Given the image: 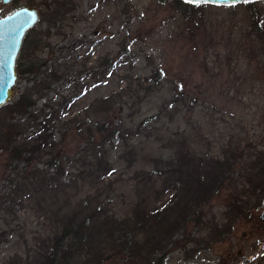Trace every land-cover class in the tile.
Listing matches in <instances>:
<instances>
[{
  "label": "rangeland",
  "instance_id": "374dc122",
  "mask_svg": "<svg viewBox=\"0 0 264 264\" xmlns=\"http://www.w3.org/2000/svg\"><path fill=\"white\" fill-rule=\"evenodd\" d=\"M56 1L14 0L5 6L0 0V17L37 7L42 19L33 30L51 35L52 49L41 53L47 65L39 78L55 70L62 78L41 94L37 108L66 101L62 122L78 119L53 134L52 150L63 158L64 175L87 170L103 134L120 132L108 145L114 169L109 184L104 191L83 188L76 202L94 196L118 220L130 218L138 206L161 211L180 180L168 169L178 170L187 147L199 161H225L229 170L200 216L184 219L161 248L157 234L142 232L130 251L135 259L116 256L123 253L118 246L106 250L99 264H264L259 219L264 196H244L251 178H264V34L254 31L249 2L204 4L200 14L186 16L174 7L175 0H71L67 19L51 26ZM252 2L264 24V0ZM155 70L162 77L158 83ZM35 79L19 72L14 101ZM175 91L183 93L179 104L173 103ZM97 124L105 126L103 133ZM10 158L0 153V264L56 252L49 238L55 236L59 203L41 217L12 199L8 177L25 164ZM31 165L38 173L56 169L48 160ZM165 183L171 186L168 193ZM179 214L173 212L172 219ZM223 225L231 230L217 238Z\"/></svg>",
  "mask_w": 264,
  "mask_h": 264
},
{
  "label": "trees",
  "instance_id": "16d2710c",
  "mask_svg": "<svg viewBox=\"0 0 264 264\" xmlns=\"http://www.w3.org/2000/svg\"><path fill=\"white\" fill-rule=\"evenodd\" d=\"M173 5L186 16L198 15L206 8L204 4L189 3L185 0H175ZM73 6L71 0L60 2L57 0L55 8L49 14L51 26H56L60 21L64 22ZM246 6L252 15L254 31L264 34V24L254 3L249 2ZM50 36V33L32 30L25 38L19 58V72L36 79L19 99L0 109V153H10L12 162L22 161L25 164L23 171L13 178L8 177L7 181L11 188L8 194L12 199L19 198L27 208L40 212L41 217L44 212L46 217L47 208L53 209L54 205L59 203L58 209L54 211L55 236L49 238L50 241H55L56 252L52 255L39 253L33 261L28 258L26 262L20 260L13 264H99L103 262L106 250H114L118 246L122 248L123 253L115 255H121L129 262L135 259V255L130 251L136 248V240L142 232L150 231L157 234L158 247L161 248L184 219L192 220L200 216L204 206L228 178L227 162L214 158L199 161L198 156L187 147L180 156L182 162L178 170L168 169L169 173L175 171L180 180L172 186L173 195L170 197V203L161 211L152 212L138 206L130 218L118 220L106 214L103 203L98 202L94 196L78 199L76 202L83 188L87 186L100 190L103 188L104 191V186L109 184L107 179L114 169L107 157L108 145L120 135V132L118 129H111L107 135L103 134L101 140L95 144L93 153L95 155L89 156L91 164L86 166L87 170H81L78 174H63L65 171L63 158L52 150L53 134L62 126L68 128L75 124L78 119L74 117L66 124L62 122L69 103L66 101L56 104L46 102L43 107L37 108L41 94L50 90L51 84L62 78L58 70L39 78L41 69L47 65L41 58V53L52 49L50 42L47 41ZM126 50L129 53L132 51L130 46H127ZM109 62L112 67L115 66L116 62L113 59L106 58V63ZM153 75L156 83L161 81L162 77L158 71L155 70ZM174 93L173 103L179 104L183 99V93L179 91ZM97 127L103 133L105 126L97 124ZM91 143H95L93 136ZM37 159L48 160L50 169L53 167L56 169L52 173L31 170V164ZM261 166L263 165L259 167ZM39 174L44 175L43 178ZM259 176L260 178H251V187L244 190V196H251L253 192L256 194L262 192L264 196V178ZM165 185V192L168 193L171 186L167 183ZM75 188L79 190L74 192ZM179 210L180 214L173 220L172 213ZM225 225L217 230V238H224L230 232V225ZM85 256L92 257L85 261Z\"/></svg>",
  "mask_w": 264,
  "mask_h": 264
},
{
  "label": "water",
  "instance_id": "95a60500",
  "mask_svg": "<svg viewBox=\"0 0 264 264\" xmlns=\"http://www.w3.org/2000/svg\"><path fill=\"white\" fill-rule=\"evenodd\" d=\"M14 0H1L9 5ZM188 2V0H186ZM255 0H208L194 4L232 5ZM190 3V2H189ZM35 17V18H33ZM42 16L37 7H22L6 17H0V109L12 104L18 94V58L28 33L41 22ZM259 219L264 222V212ZM187 264H200L190 262ZM218 264V263H209Z\"/></svg>",
  "mask_w": 264,
  "mask_h": 264
},
{
  "label": "snow or ice",
  "instance_id": "6c2138e0",
  "mask_svg": "<svg viewBox=\"0 0 264 264\" xmlns=\"http://www.w3.org/2000/svg\"><path fill=\"white\" fill-rule=\"evenodd\" d=\"M188 2H190V3H192V2H195V3H200V2H201V0H188ZM202 2H204V3H207V2H208V0H202ZM33 18H35V17H33Z\"/></svg>",
  "mask_w": 264,
  "mask_h": 264
}]
</instances>
